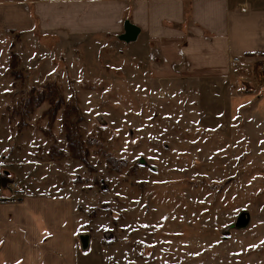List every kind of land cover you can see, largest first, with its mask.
Segmentation results:
<instances>
[{
	"label": "rangeland",
	"instance_id": "1",
	"mask_svg": "<svg viewBox=\"0 0 264 264\" xmlns=\"http://www.w3.org/2000/svg\"><path fill=\"white\" fill-rule=\"evenodd\" d=\"M151 54L117 38L0 37V162L25 183L8 191L71 195L80 264H264V78L251 65L191 80ZM49 82L54 98L23 115ZM63 114L95 139L85 162Z\"/></svg>",
	"mask_w": 264,
	"mask_h": 264
},
{
	"label": "crops",
	"instance_id": "2",
	"mask_svg": "<svg viewBox=\"0 0 264 264\" xmlns=\"http://www.w3.org/2000/svg\"><path fill=\"white\" fill-rule=\"evenodd\" d=\"M126 21L140 29L133 44L167 74L227 79L232 58L264 64V0H0L3 39H119ZM33 164L14 167L23 179ZM12 167L0 162V264H80L71 195L51 186L12 194L3 184L11 176L19 185ZM11 198L21 201H1Z\"/></svg>",
	"mask_w": 264,
	"mask_h": 264
},
{
	"label": "trees",
	"instance_id": "3",
	"mask_svg": "<svg viewBox=\"0 0 264 264\" xmlns=\"http://www.w3.org/2000/svg\"><path fill=\"white\" fill-rule=\"evenodd\" d=\"M261 66V65H260ZM259 65H255L254 68L256 71H258V69L260 68ZM19 68V66H14V64H11V68L10 71H14V69ZM15 75V74H14ZM12 75L14 78L15 76ZM34 88V87H33ZM32 88V89H33ZM46 90H43L42 92H37L34 89L31 91V93L29 94V99L25 102H22L21 106L23 108V115L24 113L26 114H31L32 111L30 110V107H39L40 104H42L45 101L50 100L51 98L55 96L56 91H58L57 89V84L56 82H49L46 84L45 86ZM57 99H59L60 97H56ZM56 100V99H55ZM30 110V111H28ZM28 111V112H27ZM63 127L65 130V137L68 143V147H69V152L72 155V157H74L77 160H80L82 162H85L87 160V156H88V150L87 148L85 149L84 147V143H89L91 144L92 142L95 141V139L93 140V138H88L87 141L83 142V138L80 137L79 135H77L76 130L72 128V126L68 125L69 124V119L67 117V115L63 114ZM73 125V124H72ZM97 140V139H96ZM99 143H102L101 141H98ZM62 156H65L64 152L62 153ZM108 162L111 164L112 162H115V157H113L112 155L108 156ZM4 189H8L9 185L13 182L12 179H10L9 177L4 178ZM2 202H20L21 199H16V198H11V199H2Z\"/></svg>",
	"mask_w": 264,
	"mask_h": 264
},
{
	"label": "water",
	"instance_id": "4",
	"mask_svg": "<svg viewBox=\"0 0 264 264\" xmlns=\"http://www.w3.org/2000/svg\"><path fill=\"white\" fill-rule=\"evenodd\" d=\"M139 35L140 29L130 21H126L124 25V33L119 37V40L126 44H131L138 40Z\"/></svg>",
	"mask_w": 264,
	"mask_h": 264
},
{
	"label": "built area",
	"instance_id": "5",
	"mask_svg": "<svg viewBox=\"0 0 264 264\" xmlns=\"http://www.w3.org/2000/svg\"><path fill=\"white\" fill-rule=\"evenodd\" d=\"M245 64V61L242 60L241 58H232L231 59V65L232 66H240ZM259 73L262 78H264V64L260 66L259 68ZM16 185H13V188H15Z\"/></svg>",
	"mask_w": 264,
	"mask_h": 264
}]
</instances>
